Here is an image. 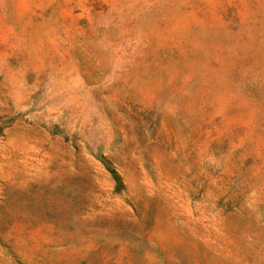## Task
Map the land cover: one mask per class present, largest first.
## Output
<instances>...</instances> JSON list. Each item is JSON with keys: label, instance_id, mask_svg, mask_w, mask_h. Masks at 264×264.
I'll list each match as a JSON object with an SVG mask.
<instances>
[{"label": "rangeland", "instance_id": "1", "mask_svg": "<svg viewBox=\"0 0 264 264\" xmlns=\"http://www.w3.org/2000/svg\"><path fill=\"white\" fill-rule=\"evenodd\" d=\"M0 264H264V0H0Z\"/></svg>", "mask_w": 264, "mask_h": 264}, {"label": "trees", "instance_id": "2", "mask_svg": "<svg viewBox=\"0 0 264 264\" xmlns=\"http://www.w3.org/2000/svg\"><path fill=\"white\" fill-rule=\"evenodd\" d=\"M109 172L112 174L114 180L119 184V178L117 177V175L114 173V171L112 169H109Z\"/></svg>", "mask_w": 264, "mask_h": 264}]
</instances>
